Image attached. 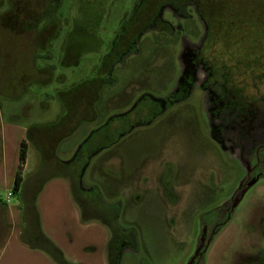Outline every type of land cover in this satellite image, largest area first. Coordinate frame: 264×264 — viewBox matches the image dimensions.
Here are the masks:
<instances>
[{"label": "rangeland", "instance_id": "374dc122", "mask_svg": "<svg viewBox=\"0 0 264 264\" xmlns=\"http://www.w3.org/2000/svg\"><path fill=\"white\" fill-rule=\"evenodd\" d=\"M0 80V264H57L20 241L32 198L69 262L110 264L79 149L138 231L117 264H264V0H0Z\"/></svg>", "mask_w": 264, "mask_h": 264}, {"label": "trees", "instance_id": "16d2710c", "mask_svg": "<svg viewBox=\"0 0 264 264\" xmlns=\"http://www.w3.org/2000/svg\"><path fill=\"white\" fill-rule=\"evenodd\" d=\"M88 52V51H87ZM40 57H49V55L36 53L34 55V63H36V59ZM96 79V77L92 79H87L85 81L87 82V86H85L83 83L80 84L77 88L74 86L71 87L68 91V95H77L76 92L80 91L81 89H87L89 90L90 84H94L93 81ZM96 81H98L96 79ZM1 82V80H0ZM1 86L0 83V92H1ZM98 86V85H97ZM3 87V86H2ZM102 86H99L97 95L99 94V91L101 90ZM73 89V90H72ZM96 94V93H95ZM98 99V96L96 100ZM62 100V99H61ZM62 104L64 101H61ZM94 117V116H93ZM82 118L77 119L75 117V123L71 129H73L70 133H74L76 129L82 123ZM51 126L47 125L45 128L50 129ZM36 128V126H33L29 128L31 131H33ZM31 131H28V136L32 138ZM69 133V134H70ZM67 134V135H69ZM65 135V136H67ZM39 147L40 145L39 142ZM49 148H51L50 145H48ZM28 150V143L25 139H22L20 142V149H19V159L21 162H25L26 155ZM42 148V153L44 154L43 159H46V152L48 153L49 150H46ZM45 151V152H44ZM50 154V153H48ZM42 159V160H43ZM81 160L84 159L83 151L80 149L78 150V154H76L75 158L71 163L67 164H61L62 169L64 170V175H67V170H71L73 173L77 172L76 176L78 179L71 180V190L72 195L75 201L78 203L81 209V217L83 221H88L89 219H98L100 222H102L111 232V238L109 242V262L110 264H117L120 256V250L122 244H128L131 247L137 246V237H138V231L135 228H123L119 222V216H120V208L119 205L113 204L108 205L104 202L103 196L101 192L97 188H91V189H83L80 185V175L83 166L77 171L76 164L80 163ZM46 161V160H43ZM23 182V178L21 176V173L17 171L15 177H14V183H13V193H16L17 195L20 192L19 199L23 200V192L24 190L21 189ZM23 191V192H22ZM30 202L25 200L24 207H23V216L25 218V224L24 228L22 230V233L20 234V241L23 242L26 246H28L30 249H36L41 250L44 253H46L48 256H50L53 261L57 264H79V263H73L69 262L64 254L63 251L50 239L48 238L41 230L40 228V222H39V214L35 205V198H32ZM3 205H6L4 202H0ZM203 250L197 251L195 254L193 260L190 262V264H198L200 255L202 254Z\"/></svg>", "mask_w": 264, "mask_h": 264}, {"label": "crops", "instance_id": "0c3cea01", "mask_svg": "<svg viewBox=\"0 0 264 264\" xmlns=\"http://www.w3.org/2000/svg\"><path fill=\"white\" fill-rule=\"evenodd\" d=\"M112 185H113V184H112ZM112 185H111V186H112ZM112 188H113V189H112ZM112 188H110L109 190L107 189L108 192H107V190H106V193H109V192H110V193H111V192H112V193H113V192L115 193V192H116V189H117L116 186L114 185V186H112ZM105 189H106V188H105ZM113 195H114V194H113ZM113 195H112V196H113Z\"/></svg>", "mask_w": 264, "mask_h": 264}, {"label": "flooded vegetation", "instance_id": "af4514ba", "mask_svg": "<svg viewBox=\"0 0 264 264\" xmlns=\"http://www.w3.org/2000/svg\"><path fill=\"white\" fill-rule=\"evenodd\" d=\"M258 152H260V150L256 152V155H257V156H258Z\"/></svg>", "mask_w": 264, "mask_h": 264}, {"label": "water", "instance_id": "95a60500", "mask_svg": "<svg viewBox=\"0 0 264 264\" xmlns=\"http://www.w3.org/2000/svg\"><path fill=\"white\" fill-rule=\"evenodd\" d=\"M80 147V146H79ZM78 150V149H77ZM190 264V263H189Z\"/></svg>", "mask_w": 264, "mask_h": 264}]
</instances>
